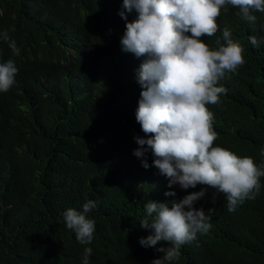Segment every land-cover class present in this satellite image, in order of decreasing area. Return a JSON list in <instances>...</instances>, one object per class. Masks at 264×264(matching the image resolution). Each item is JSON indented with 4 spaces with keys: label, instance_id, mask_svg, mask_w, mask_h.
<instances>
[{
    "label": "trees",
    "instance_id": "16d2710c",
    "mask_svg": "<svg viewBox=\"0 0 264 264\" xmlns=\"http://www.w3.org/2000/svg\"><path fill=\"white\" fill-rule=\"evenodd\" d=\"M122 0H0V31L20 49L0 40V63L15 61V84L0 92V264H152L162 257L139 241L149 200L168 202L199 191L167 187V178L133 155L134 137L146 138L135 114L145 57L122 51L126 21ZM222 9L218 31L202 37L210 48L224 43L227 27L244 49L245 63L217 86L220 103L207 105L217 133L214 146L251 157L264 166V12L254 22ZM128 21L135 13H126ZM260 41L254 47L249 37ZM255 199L228 212L214 189L197 202L210 217L206 234L163 264H264V177ZM175 191L176 195L164 193ZM214 196V202H213ZM95 222L93 240L81 245L63 213L82 211ZM212 211L209 212L208 209ZM158 243L156 247H160Z\"/></svg>",
    "mask_w": 264,
    "mask_h": 264
},
{
    "label": "clouds",
    "instance_id": "9594fccd",
    "mask_svg": "<svg viewBox=\"0 0 264 264\" xmlns=\"http://www.w3.org/2000/svg\"><path fill=\"white\" fill-rule=\"evenodd\" d=\"M228 6L237 8L236 15L249 22L256 19L253 10L264 12V0H122L119 15L126 21L120 39L122 51L145 57L137 71L142 90L135 119L146 138L134 137L138 147L133 155L142 158V166L148 168L145 154L150 151L152 165L167 178L169 189L174 185L182 190L201 186L178 200H149L144 205L151 219L141 220L140 226L152 234L139 243L163 254L152 264L178 259L181 246L211 229L205 209L196 207L209 188L224 194L230 213L245 200L255 199L261 188L264 166L258 167L251 157L214 146L217 133L207 105L220 103L226 89L217 86L218 81L227 73L235 74L245 58L243 47L232 39L227 27L222 33L224 43L217 39L215 48L202 37L214 36L221 10ZM133 12L135 17L128 21L126 13ZM0 40L8 43L14 55L19 54L16 41L7 31H0ZM249 41L259 46L256 37L250 36ZM17 72L13 59L0 63V92L15 84ZM164 195L175 197L176 193ZM95 207L89 200L82 211L69 208L63 213L67 229L74 231L81 245L93 240L95 222L87 213ZM158 243L160 247H156ZM91 253L90 247L84 248V264Z\"/></svg>",
    "mask_w": 264,
    "mask_h": 264
}]
</instances>
